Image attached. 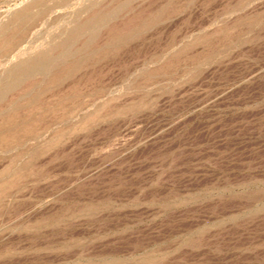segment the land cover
<instances>
[{"label":"rangeland","instance_id":"374dc122","mask_svg":"<svg viewBox=\"0 0 264 264\" xmlns=\"http://www.w3.org/2000/svg\"><path fill=\"white\" fill-rule=\"evenodd\" d=\"M0 264H264V0H0Z\"/></svg>","mask_w":264,"mask_h":264}]
</instances>
